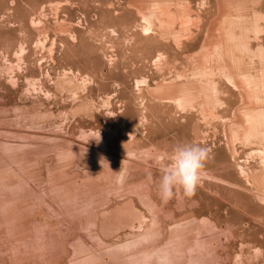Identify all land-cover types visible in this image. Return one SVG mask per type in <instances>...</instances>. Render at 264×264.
<instances>
[{
    "label": "rangeland",
    "instance_id": "rangeland-1",
    "mask_svg": "<svg viewBox=\"0 0 264 264\" xmlns=\"http://www.w3.org/2000/svg\"><path fill=\"white\" fill-rule=\"evenodd\" d=\"M0 264H264V0H0Z\"/></svg>",
    "mask_w": 264,
    "mask_h": 264
},
{
    "label": "clouds",
    "instance_id": "clouds-1",
    "mask_svg": "<svg viewBox=\"0 0 264 264\" xmlns=\"http://www.w3.org/2000/svg\"><path fill=\"white\" fill-rule=\"evenodd\" d=\"M210 149L198 143L177 144L171 151L167 163L160 169L159 192L166 203L174 192L182 191L192 197L199 185Z\"/></svg>",
    "mask_w": 264,
    "mask_h": 264
},
{
    "label": "bare ground",
    "instance_id": "bare-ground-1",
    "mask_svg": "<svg viewBox=\"0 0 264 264\" xmlns=\"http://www.w3.org/2000/svg\"><path fill=\"white\" fill-rule=\"evenodd\" d=\"M174 22H175V20H174Z\"/></svg>",
    "mask_w": 264,
    "mask_h": 264
}]
</instances>
